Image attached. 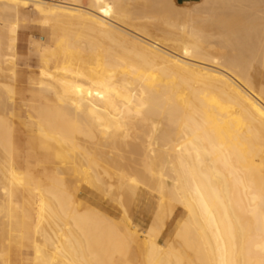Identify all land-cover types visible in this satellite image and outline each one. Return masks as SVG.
<instances>
[{
    "label": "bare ground",
    "instance_id": "1",
    "mask_svg": "<svg viewBox=\"0 0 264 264\" xmlns=\"http://www.w3.org/2000/svg\"><path fill=\"white\" fill-rule=\"evenodd\" d=\"M129 1L0 0V264H11L10 244L29 230L34 264H106L121 244L135 247L139 264H264V86L251 74L256 64L264 69V0H171L161 31L141 23ZM241 1L256 33L248 62L234 54L248 44L247 26L239 37L219 19ZM29 25L49 28L56 41L33 44L38 108L16 98L19 30ZM24 109L32 149L53 165L51 181L15 160L13 122ZM13 186L35 200L31 227ZM87 187H115V198L103 193L121 207L118 220L84 202ZM143 195L156 208L140 233L125 203ZM174 204L185 218L162 245ZM52 220L61 225L52 224L54 236L45 228Z\"/></svg>",
    "mask_w": 264,
    "mask_h": 264
},
{
    "label": "rangeland",
    "instance_id": "2",
    "mask_svg": "<svg viewBox=\"0 0 264 264\" xmlns=\"http://www.w3.org/2000/svg\"><path fill=\"white\" fill-rule=\"evenodd\" d=\"M200 1H202V0H200ZM200 1H198V3H200ZM244 2L245 1H241L240 4L241 5L243 4L245 6ZM246 3H248V2H246ZM175 4L177 6H181V7L194 5V4L179 5L177 3H175ZM240 4L236 5V6L238 7V6H240ZM243 5L241 7H238V8L235 5H233V7L225 6V8H227L229 10L228 13L233 14L230 16H233L234 18L232 19V17H230V19H229V16H228L226 19L225 17L228 14L226 16H224L227 13L226 12L227 9H225L224 11L223 10L220 11V14H223V12H225V13L223 15H221V17L219 19L221 21H223L224 23L226 22L225 24H230L232 26L233 30L236 29V32H234V33L239 37L242 35L241 32L244 33L245 31H247L246 28L249 30V33L251 36L244 38L245 43L248 42V44H246L244 48H239L234 53L236 57L247 58L248 59L247 62H248V61L252 60V57H253L252 46L256 41V33H255L253 27H250L249 22L245 20L247 18L248 13H250L251 9L248 10L249 7L246 8L248 4L245 7ZM129 7L131 9L133 8V10L136 12V14L139 18L144 19L141 21V23H146L145 21H147V23L150 24L155 31L156 30L161 31V29H163V27H162L161 23L159 22V19H161L162 16L164 17L166 15L165 13L172 7V3H171V0H131V2L129 1ZM209 24L210 23L206 24L208 27L207 28L208 30L210 29ZM154 25H156V26H154ZM243 25H244V27H241ZM29 26H25L26 28L24 27V28H21V30H19V41H18L17 50H16V54H17L16 59L17 60H15V62H14L15 65L14 64L13 65L18 70L17 71L18 72V74H17V81H18L17 85L19 86L18 88H20L22 92H19V94L16 95V98L22 97L28 106H31L33 108H38V104L36 103L35 100H36V97L38 96L39 84H40V79H41L40 66L42 64H41L40 57H38V55L35 52V46L33 44L39 43V44H45V45H50V46H52V45L56 46L55 45L56 41L52 37L51 30L49 28H45V27L43 28L39 25L38 26L37 25H32V26L29 25ZM245 26H247V27L245 28ZM156 27H157V29H156ZM239 31H240V34H239ZM255 69L256 70L252 71V73H251L252 77L256 83L257 88L262 87V86H264V69L261 68L259 66V64L255 65ZM3 82L5 83V80H4V78H2V75H1L0 76V91H1L0 96H1V98H2V91L5 93V90H2V83ZM52 96H54V95H52ZM30 125H31L30 122L27 120L26 110L25 109L23 111L18 110L17 111V118L13 122V134H12V139H13V144H14L13 153L15 156V160L17 159L16 162L19 163V165L22 169H24V170H25V168L30 169L28 167H31L32 170L39 173L40 175H46L45 177H47V179L49 181H51L55 176L53 165L50 161L46 160L43 156L39 155L35 150L32 149L31 140L28 137ZM80 139H81V137H80ZM2 150L3 149L0 146V186L2 184V181L4 182V178H3V174H2V172H3L2 168L4 166L2 167V164L4 163V161H5L4 159L6 158L5 152ZM38 155H39V157H38ZM4 156H5V158H4ZM35 159L36 160L38 159V163L35 162ZM23 167H25V168H23ZM66 175L68 176V174H66ZM139 175L141 177H143L144 174H139ZM144 180H146V183L149 185L150 189H152L151 188L152 186L155 187L158 184V178L157 177H154L152 179L151 178L147 179V177H145ZM148 182H150V183H148ZM156 182H157V184H154ZM152 184H154V185H152ZM1 187H0V191H2ZM154 187H153L152 191H154ZM87 189H88V191H86V192L83 191V194L81 196V198L84 199V202L93 206L94 208L101 209L102 211L104 210L105 213H107V215L110 217H113L116 219L118 218L117 215L119 214V211H121V207H119V204L117 202H115V203L113 202V199L117 196V191H116L115 187H113L111 190L106 188V189H108L107 191L102 190L103 192H105V194H109L110 196H112V194H114V198H111V199H109V197H106L102 191H101L102 193H99L96 189L92 188L93 191H91L92 189L89 187H87ZM156 189H155V191H156ZM13 190H14V195L16 197V199H15L16 203H23L24 202L23 203V205H24V210H23L24 220H26L28 222L29 226L31 227L32 222H34V220L36 218L35 211L32 208V205H34L35 200L32 199L31 197H29L28 194H26V193L23 194L21 187L13 186ZM99 194H101V195H99ZM103 194L106 198L103 196ZM153 194H154V196H156V193H153ZM98 197H100V198L103 197L101 199H103L104 202L99 201ZM143 197H142L143 199L142 198L138 199L135 197V198H133L134 199V201H133L132 197L130 196L129 197L130 199H128L129 201L127 203H125L126 208L130 206V210H129V208H127V209L130 211V212L128 211L129 212L128 215H129V217L131 216L130 219L132 221V224H133V226H136L137 231L140 233L147 232V230L149 229V226L153 223L154 217H155V216H153V215H155L154 214L155 211H153V210H155V208H156V202H155L156 200H153L154 199L153 197H149V196L147 197V195H143ZM111 200H112V202L110 203L109 201H111ZM131 201H132V203H131ZM149 201H150V203H149ZM152 204H153V206H152ZM131 206H132V208H131ZM144 206H146V207H144ZM173 208H174L173 215H171L172 217H169L167 219L168 222L166 224V227L163 229L164 233L162 232L159 236V238H160L159 243L162 245L167 244L172 239V236H173L175 230L178 228L179 224L185 218V213L183 212V210L180 206H178L177 204H174ZM148 209L151 211H149ZM146 210H147V213L152 212L151 215L147 214ZM143 211L145 213H143ZM31 216H32V218H31L32 221L29 220V217H31ZM49 222H50L49 225H47V223L44 222V223H46L45 228L48 230V232H49V234H51V236L52 235L54 236L52 230L57 228L58 225H59L58 227L61 226L60 221L52 220ZM57 223H58V225H56ZM52 224L56 225L55 228H53L54 226L52 227ZM57 229H58L57 231H59V228H57ZM66 229H71L73 234L76 232V230H74L73 227L69 228V226H67ZM55 231H56V229H55ZM33 234L34 233L29 230L23 234V236L21 238V243H11L10 244L9 248H10L11 264H34V256H35L34 245L35 244H34V240H33L34 239ZM76 234H79V232H77ZM78 236L76 235L74 237V235H73V239L77 240L78 242L80 241L79 243H82L83 238H81V235L79 237ZM40 238L41 237H39V239ZM82 247H84V246L82 245ZM79 248L80 247L77 246V249L75 248L77 251L74 252L73 254L76 253V255H78L80 250H83V249H81V248L79 249ZM107 249H109V247ZM83 252H84V254H83L84 257L87 254V252L85 253L84 250L81 251L80 252L81 256L79 255L80 256L79 258L81 260L83 258V255L81 253H83ZM110 254H111L110 252L107 253L108 256H111V257L114 256L110 261L112 264H127L126 259H127L128 255H129V261L131 262V264H139L140 256H139V253L136 251L134 246L131 249H127V247L125 245L121 244L118 248V252L114 253L115 255H113V254L110 255ZM108 256H106V259H105L106 264H109L108 263V261H109ZM76 257H78V256H76Z\"/></svg>",
    "mask_w": 264,
    "mask_h": 264
},
{
    "label": "crops",
    "instance_id": "3",
    "mask_svg": "<svg viewBox=\"0 0 264 264\" xmlns=\"http://www.w3.org/2000/svg\"><path fill=\"white\" fill-rule=\"evenodd\" d=\"M47 1H57V0H47ZM179 4V5H191L198 3L200 0H173V2ZM88 3V0H83V5L86 6Z\"/></svg>",
    "mask_w": 264,
    "mask_h": 264
}]
</instances>
